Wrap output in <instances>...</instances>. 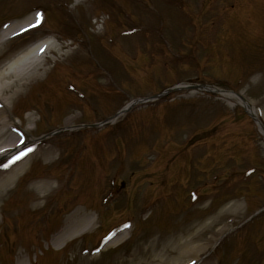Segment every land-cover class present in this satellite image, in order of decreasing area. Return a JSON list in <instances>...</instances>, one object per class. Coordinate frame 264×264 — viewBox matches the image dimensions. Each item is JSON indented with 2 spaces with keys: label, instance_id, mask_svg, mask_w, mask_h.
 I'll return each instance as SVG.
<instances>
[{
  "label": "rangeland",
  "instance_id": "374dc122",
  "mask_svg": "<svg viewBox=\"0 0 264 264\" xmlns=\"http://www.w3.org/2000/svg\"><path fill=\"white\" fill-rule=\"evenodd\" d=\"M34 13L0 44V65L53 46L5 109L19 145L0 179L32 151L0 194V264H264V137L234 99L187 87L239 93L264 127V0H0V32Z\"/></svg>",
  "mask_w": 264,
  "mask_h": 264
},
{
  "label": "bare ground",
  "instance_id": "6f19581e",
  "mask_svg": "<svg viewBox=\"0 0 264 264\" xmlns=\"http://www.w3.org/2000/svg\"><path fill=\"white\" fill-rule=\"evenodd\" d=\"M36 21L35 15H28L22 18L19 21H13L9 24L5 25L0 32V44L3 43V35L9 32H17L19 30L25 29L29 27L30 24H34ZM13 32V33H14ZM46 43H37L31 44L24 49L17 52L13 55L8 61L2 63L0 65V149H4V151L0 152V155L10 153L11 151L16 149V146L19 144L12 142V134H8V141L5 140V127L9 126V118L5 114V109H7L8 105L10 104L12 98L23 91V89L35 78L40 76L42 72L45 71V68L41 65L39 58L46 51H50L52 49V44L47 41H43ZM212 87H210L211 89ZM225 96L234 99L237 103L242 105L245 110L253 117L255 123L264 137V129L261 127V122L258 120L256 112L252 106H250L246 101L239 99L235 94L232 92H224ZM255 112V113H254ZM13 122V121H12ZM5 138V139H4ZM49 152V151H48ZM50 155V152L47 154ZM28 158V155H27ZM26 158H20L17 163L8 169L6 176L0 179V194L3 192L8 184L11 182L13 176H15L21 169L24 167V162ZM23 165V166H22ZM50 185L47 184V181H42L40 183L35 184L34 188L40 193L44 191L47 192V188ZM43 188V189H42ZM46 194H42L41 198L43 199ZM77 216H70V221L76 220ZM91 226V221L88 220L82 226V229L89 228ZM68 229V228H67ZM65 229V230H67ZM58 233L56 236V240L59 243L65 242L69 240L76 231L79 230V226H73L69 231H65ZM118 239V237L112 238L107 243H111L112 241ZM188 241V240H187ZM189 242V241H188ZM106 243V244H107ZM182 245H185V241L182 242ZM187 245V244H186ZM192 247V246H191ZM202 249V248H201ZM190 251L189 246L187 245L186 248H183V254Z\"/></svg>",
  "mask_w": 264,
  "mask_h": 264
},
{
  "label": "snow or ice",
  "instance_id": "6c2138e0",
  "mask_svg": "<svg viewBox=\"0 0 264 264\" xmlns=\"http://www.w3.org/2000/svg\"><path fill=\"white\" fill-rule=\"evenodd\" d=\"M40 23V13H36V24H39ZM36 25L34 24H30L29 27H35ZM23 30V29H22ZM20 143L23 144V139L21 138L20 140ZM4 151V149H0V152ZM32 151V148H26L24 149L23 151H20L18 153V155H16L15 157L12 158V160H15V159H20L23 155H26L27 152H30ZM12 160H9V163L12 162ZM0 167H8V164H3V165H0ZM193 264H195V262H193Z\"/></svg>",
  "mask_w": 264,
  "mask_h": 264
}]
</instances>
